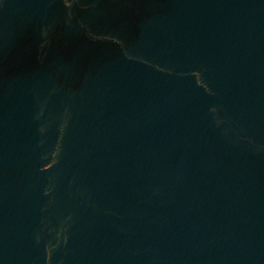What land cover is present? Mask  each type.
Wrapping results in <instances>:
<instances>
[{
	"label": "water",
	"instance_id": "water-1",
	"mask_svg": "<svg viewBox=\"0 0 264 264\" xmlns=\"http://www.w3.org/2000/svg\"><path fill=\"white\" fill-rule=\"evenodd\" d=\"M0 264H264V0H0Z\"/></svg>",
	"mask_w": 264,
	"mask_h": 264
}]
</instances>
